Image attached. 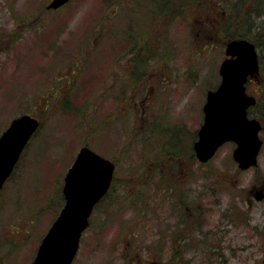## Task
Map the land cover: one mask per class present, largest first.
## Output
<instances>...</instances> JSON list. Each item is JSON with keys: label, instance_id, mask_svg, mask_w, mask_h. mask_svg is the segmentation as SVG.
<instances>
[{"label": "rangeland", "instance_id": "obj_1", "mask_svg": "<svg viewBox=\"0 0 264 264\" xmlns=\"http://www.w3.org/2000/svg\"><path fill=\"white\" fill-rule=\"evenodd\" d=\"M51 1L0 0V135L20 114L41 121L0 190V264H31L83 145L115 163V185L74 264H264V200L247 196L264 145L248 170L233 142L193 157L230 38L259 43L264 81V0Z\"/></svg>", "mask_w": 264, "mask_h": 264}, {"label": "water", "instance_id": "obj_2", "mask_svg": "<svg viewBox=\"0 0 264 264\" xmlns=\"http://www.w3.org/2000/svg\"><path fill=\"white\" fill-rule=\"evenodd\" d=\"M69 0H52L48 7L58 8ZM219 73L221 82L207 92L204 120L193 144L201 162L212 159L226 142H235L233 158L241 169L258 165L263 139L260 119L249 116L256 97L247 91V82L257 77L260 60L256 45L246 38L228 41ZM40 125L31 114L14 118L0 136V189L11 175L22 151ZM115 163L89 146L80 148L64 177L65 205L43 238L31 264H72L83 231L95 204L110 188ZM264 195L258 191L257 198Z\"/></svg>", "mask_w": 264, "mask_h": 264}, {"label": "flooded vegetation", "instance_id": "obj_3", "mask_svg": "<svg viewBox=\"0 0 264 264\" xmlns=\"http://www.w3.org/2000/svg\"><path fill=\"white\" fill-rule=\"evenodd\" d=\"M197 23H203V21H200V20H194L192 22V24H196ZM235 38V37H234ZM233 39V38H231ZM230 40V39H229ZM259 79L258 77H256V80H250V82L248 83L247 85V88L249 90V86L250 85H255L253 88H254V92L252 93L256 98H257V103L259 102V99L261 98L260 95L262 92H264V84H260L259 83ZM250 91V90H249ZM262 125H263V122H262ZM262 132H264V125H263V129H262ZM263 178L260 179L259 181H257L255 184H253L252 188L249 189V194L247 195L248 196V200L250 202V205L253 204V202L255 201H263L264 200V196L261 198V199H258L257 198V191H260L263 195H264V176H262ZM250 195H253V198H251ZM189 208V207H188ZM191 220L193 221V218H191ZM200 219H198L199 221ZM192 223V222H191ZM191 223L188 225V229H190L193 225H191ZM178 235V232L175 231L174 229L171 230V236H170V239H171V242H174L173 239H177L175 236ZM223 238V237H222ZM221 240V239H219ZM156 264H161V263H157Z\"/></svg>", "mask_w": 264, "mask_h": 264}, {"label": "trees", "instance_id": "obj_4", "mask_svg": "<svg viewBox=\"0 0 264 264\" xmlns=\"http://www.w3.org/2000/svg\"><path fill=\"white\" fill-rule=\"evenodd\" d=\"M259 3V2H258ZM242 33H240V34H238V35H241ZM234 37H237V36H234ZM234 37H232V38H234ZM241 37H247V36H243V35H241ZM253 41H254V39H253ZM255 42V44L257 45V47L259 46L258 44V42H256V41H254ZM260 78H262L261 76H260ZM259 78V83L260 84H264V81H263V79H260ZM263 93V92H262ZM261 93V94H262ZM263 95H260V99H259V102L258 103H256V105L254 106V107H252V109H254V110H256V108H257V106H259L260 108H261V111H262V113L261 114H258V118H260L261 119V121L263 122V125H264V96L262 97ZM256 116V115H255ZM110 118V117H109ZM193 157H195V154L193 153ZM114 185H115V183H114ZM114 188V187H113ZM109 194V193H108ZM170 236H171V233H170ZM177 240V239H176ZM174 242H176L177 244L178 243H181V242H179L178 240L177 241H174ZM184 252H186V251H183V247L180 245L179 247H178V249L176 248L175 249V253H174V256H176L177 257V262H179V263H182L184 260H185V256H184Z\"/></svg>", "mask_w": 264, "mask_h": 264}]
</instances>
